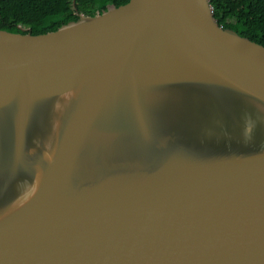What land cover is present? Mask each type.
Here are the masks:
<instances>
[{"label": "water", "instance_id": "1", "mask_svg": "<svg viewBox=\"0 0 264 264\" xmlns=\"http://www.w3.org/2000/svg\"><path fill=\"white\" fill-rule=\"evenodd\" d=\"M0 29V264H264V46L210 0Z\"/></svg>", "mask_w": 264, "mask_h": 264}, {"label": "trees", "instance_id": "2", "mask_svg": "<svg viewBox=\"0 0 264 264\" xmlns=\"http://www.w3.org/2000/svg\"><path fill=\"white\" fill-rule=\"evenodd\" d=\"M129 0H0V29L44 34L78 19L94 16ZM218 24L264 46V0H210Z\"/></svg>", "mask_w": 264, "mask_h": 264}]
</instances>
